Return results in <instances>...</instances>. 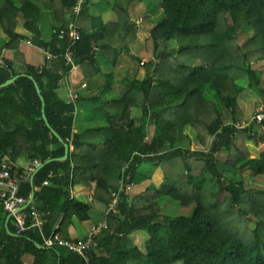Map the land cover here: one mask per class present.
I'll use <instances>...</instances> for the list:
<instances>
[{
  "label": "trees",
  "instance_id": "trees-1",
  "mask_svg": "<svg viewBox=\"0 0 264 264\" xmlns=\"http://www.w3.org/2000/svg\"><path fill=\"white\" fill-rule=\"evenodd\" d=\"M75 1L0 0L7 38L0 58L3 48L14 51L12 59L3 57L0 84L24 74L0 87V166L11 163V173L19 174L26 170L17 166L21 157L39 161L19 194L42 218V233L16 234L14 219L0 207V264H264V189L252 186L264 178V119L237 125L241 81L264 100V68L254 65L264 60V0H160L162 16L143 40L151 58L138 62L145 77L134 75L119 97L94 107L105 125L80 132L73 131L78 105L91 106L98 93L111 90L113 69L138 25L130 16L132 0H96L102 10L93 16V0H85L78 15L66 18ZM50 15L45 38L39 23ZM18 19L31 43L51 54L40 66L22 59ZM72 27L79 32L74 41ZM248 30L239 44L238 33ZM68 46L73 65L63 59ZM101 61L109 71L95 93L85 81L101 71ZM60 86L72 87L75 96L61 98ZM42 108L69 146L64 160L56 159L64 145L45 125ZM117 191L116 211H108ZM164 200L192 210L163 212ZM90 210L107 228L87 250L88 262L61 245L43 244L54 233L69 238L68 226L92 218ZM134 232L146 234L143 250L132 241Z\"/></svg>",
  "mask_w": 264,
  "mask_h": 264
},
{
  "label": "rangeland",
  "instance_id": "rangeland-1",
  "mask_svg": "<svg viewBox=\"0 0 264 264\" xmlns=\"http://www.w3.org/2000/svg\"><path fill=\"white\" fill-rule=\"evenodd\" d=\"M96 0H93V3L88 9V15L93 16L97 15L102 10L101 4H94ZM130 16L132 19H134L137 23V37L134 40L132 44L129 45V50L126 52L123 50V52L120 55L119 63L118 65L113 69V84L112 88L109 92H102L98 93L100 96L98 100L94 101L91 106H84V105H78V112L75 115V120L77 122L76 130L78 132L83 131L87 128H95L101 125L106 124L105 116L101 109H94V107H98V104L100 105L102 100L106 99H112L119 97L125 89L129 86L131 83V80H133V76L140 80L145 77V67L139 65V60H144L147 62V60H150L151 55L144 51V43L143 40L148 36L149 34V28L162 16V11L160 8V0H132L130 7ZM49 15V13H47ZM50 19H46L43 17L42 21L39 23L40 29L43 33V36L45 38H48L51 32V26L53 25V21L51 20V15L48 16ZM19 23L21 22L18 19ZM18 25V24H17ZM3 28L1 26L0 28V36H3L2 34ZM251 33V30L248 31H240L237 35V42L243 43L246 38ZM5 38V37H4ZM23 40V41H22ZM21 42H19L18 48L21 52H24L26 55V61L30 64L36 65L42 62L43 60V54L34 45H27L25 43V40L22 39ZM259 66L261 69L264 68V60L259 61L257 63H254V65ZM101 71L96 74L95 78L92 79L94 81L93 88L94 89H102L104 83H105V73L109 70V65H105L104 62H100ZM142 71V74L140 72ZM86 81H89L87 79ZM241 85H243L245 90L242 92L240 97H238V105L239 109L242 112V122L237 123V125L240 124V126L247 125L251 117L255 112H257V109L260 105V102L263 101L262 98L259 97V95L250 87L246 86L247 81L243 80L240 82ZM98 86H100L98 88ZM72 89V87H71ZM104 89V88H103ZM102 89V90H103ZM97 90V91H98ZM58 95L61 98H66L67 96V90L66 87L60 86V88L57 90ZM204 94L206 96L211 97L212 93L208 88H204L203 90ZM96 93V92H95ZM93 109H91V108ZM131 115L134 117H139L140 112L137 108L131 109ZM149 130H152V127H149ZM264 131V127L262 129ZM196 149L192 148L191 150ZM18 164V161H17ZM28 165V164H27ZM25 166V168L27 167ZM149 165H143L141 171L143 170V173L146 175L149 174ZM146 182L139 183L135 185L132 189V192H136L140 190L143 186H145ZM252 186L254 188L264 189V178L261 176H258L254 179V182L252 183ZM163 210V212L167 211H173L177 214H189L192 210V206L187 207H181L177 204H173L172 202H169L167 200H164L161 202L160 210ZM90 215L92 218H90L89 221H86L85 227H88L90 223L93 221L94 212L90 210ZM97 219H101V217L96 216ZM80 225V224H79ZM92 225V224H91ZM81 226V225H80ZM250 227H253V223L250 224ZM88 232V231H87ZM87 234V233H86ZM132 241L138 246L140 249L143 250L144 248V242L147 238L145 233L142 232H134L130 235Z\"/></svg>",
  "mask_w": 264,
  "mask_h": 264
},
{
  "label": "built area",
  "instance_id": "built-area-1",
  "mask_svg": "<svg viewBox=\"0 0 264 264\" xmlns=\"http://www.w3.org/2000/svg\"><path fill=\"white\" fill-rule=\"evenodd\" d=\"M85 0H76L75 4L71 7V12L66 15L69 18L71 14L78 15ZM75 26V24H73ZM62 33V31H60ZM71 38L77 40L79 38V32L72 27ZM30 41V40H29ZM27 41L28 43H30ZM45 58L50 59L51 54L43 50ZM72 52L70 46H68L64 52L63 59L65 64L73 65ZM143 64V60L140 62ZM3 65V60H0V66ZM69 96H75L72 91L69 90ZM264 119V100L259 105L257 112L251 117V121L260 122ZM40 165L37 159H33L31 163L26 167V170L19 174L11 173V163H4L0 166V207L7 214V218H13L15 224V233L21 234L24 231L31 229H38L41 233L42 218L40 213L34 208V206L24 196L19 194L20 184L27 180L36 168ZM52 174V172H51ZM120 186L123 184L120 180ZM43 185L48 184V180L43 181ZM120 189H123L121 187ZM120 191V190H119ZM119 200V192L112 193V199L108 206V211H116V205ZM28 209V210H26ZM26 219L28 222L26 224ZM107 228V222H99L92 224L84 239H70L64 238L60 233H54L48 237H43V244L45 246L61 245L67 248L69 251L81 256L85 262H88L87 250L95 245V239L97 236Z\"/></svg>",
  "mask_w": 264,
  "mask_h": 264
},
{
  "label": "crops",
  "instance_id": "crops-1",
  "mask_svg": "<svg viewBox=\"0 0 264 264\" xmlns=\"http://www.w3.org/2000/svg\"><path fill=\"white\" fill-rule=\"evenodd\" d=\"M96 2V1H95ZM95 2H94V4H95ZM49 19V18H48ZM0 28H1V25H0ZM15 32L16 33H19V34H21V35H23L24 36V38H22V39H24L25 40V43L27 44V45H33L32 43H31V41H29L30 40V37H31V33L29 32V31H27L25 28H23L22 26H21V24L20 23H18V25H16V27H15ZM2 34H4V32H2ZM5 37V38H4ZM22 39H20V41L19 42H21V40ZM5 41H7V38H6V36H5V34L3 35V36H0V48L2 47V45H3V43L5 42ZM23 41V40H22ZM27 41H29L30 43H28ZM19 45V44H18ZM38 48V47H37ZM19 49V48H18ZM39 50L41 51V53L43 54V60H42V62H40L39 64H36V66H40L42 63H43V61H44V57H45V55H44V53H43V51H42V49L41 48H39ZM20 51V50H19ZM2 56L4 57V58H7V59H12V57H13V54H14V51H11L10 49H5V48H3L2 49ZM0 58V60H3L4 58ZM22 59H24V61H26V55H25V53L24 52H22ZM17 60V59H16ZM15 60V67H16V69H21L22 68V63H20V62H18V61H16ZM143 60V59H142ZM144 61V60H143ZM27 62V61H26ZM28 63V62H27ZM30 64V63H29ZM33 65V64H32ZM140 74H142V71L140 72ZM95 76L96 75H94V76H92V77H90L89 78V81H85V84H87L86 85V89H89V90H92L93 89V83H94V81H92V79L93 78H95ZM98 87H100V86H98ZM70 88L71 87H69V86H66V90H67V92H69V90H70ZM88 90V91H89ZM95 90V92H97V90L98 89H94ZM77 125V122H76V120H75V122H74V129H73V131L74 132H77V130H76V126ZM29 160H27V159H25L24 157H21L20 159H18V164H17V166H20V167H25L27 164H29ZM28 166V165H27ZM34 190H37V187H35L34 188ZM90 219H88V220H85V221H78V220H73V222L68 226V228H67V231H66V233H67V236H69V238H71V239H81V238H83L85 235H86V233H87V231H88V229H89V227L91 226V224H93V223H95V222H99L100 220H95V219H93V221L90 223V225L88 226V227H85V223H86V221H89ZM81 226H80V225ZM24 261L26 262V263H30L31 261H32V257H30V256H24Z\"/></svg>",
  "mask_w": 264,
  "mask_h": 264
},
{
  "label": "water",
  "instance_id": "water-1",
  "mask_svg": "<svg viewBox=\"0 0 264 264\" xmlns=\"http://www.w3.org/2000/svg\"><path fill=\"white\" fill-rule=\"evenodd\" d=\"M20 75H24L23 73L22 74H17V75H14L12 78H10V79H8L7 81H5L4 83H2V84H0V87L1 86H4V85H6V84H9V83H11L13 80H15L18 76H20ZM34 85H35V88H36V91H37V93H38V95H39V97H40V100H41V102H42V106L44 105V102H43V98H42V96L40 95V91H39V88H38V86H37V83L34 81ZM42 118H43V120H44V122H45V125L48 127V128H50V125H49V123H48V121H47V119H46V117H45V114H44V112H43V108H42ZM50 131H51V133L61 142V143H63V145H64V154H63V156H61V157H58V158H56L57 160H64L66 157H68V154H69V146H68V144L67 143H65L63 140H62V138L53 130V129H51L50 128ZM39 168V167H38ZM38 168H36V169H38ZM31 178H32V176H30V180H31ZM29 202H30V200H29Z\"/></svg>",
  "mask_w": 264,
  "mask_h": 264
}]
</instances>
